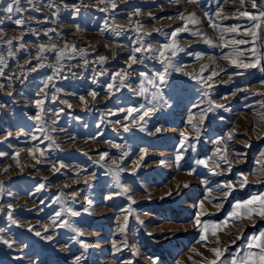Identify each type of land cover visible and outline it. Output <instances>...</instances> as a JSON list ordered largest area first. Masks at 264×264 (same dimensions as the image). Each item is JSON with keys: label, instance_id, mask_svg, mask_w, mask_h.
Instances as JSON below:
<instances>
[{"label": "rangeland", "instance_id": "374dc122", "mask_svg": "<svg viewBox=\"0 0 264 264\" xmlns=\"http://www.w3.org/2000/svg\"><path fill=\"white\" fill-rule=\"evenodd\" d=\"M12 2L0 0V264H210L214 248L230 264L258 252L247 245L264 218L229 214L264 196V72L232 61L255 49L264 66V21L250 18L264 0H19L9 14ZM191 14L197 23L181 19Z\"/></svg>", "mask_w": 264, "mask_h": 264}, {"label": "snow or ice", "instance_id": "6c2138e0", "mask_svg": "<svg viewBox=\"0 0 264 264\" xmlns=\"http://www.w3.org/2000/svg\"><path fill=\"white\" fill-rule=\"evenodd\" d=\"M100 2H103V0H100ZM241 2L243 3V0H241ZM13 4L17 5V7L15 9L13 7ZM18 4H19V0H13V2L9 3L4 10L7 13H9V14H13L14 12H18V11H20V9L18 7ZM252 6L254 8L256 7V0H252ZM113 7H115L114 4H113ZM242 15L249 16L250 14L248 12H244V13H242ZM9 18H11V17H9ZM250 18L253 19V20H258L259 19L261 21H264V12H261L259 17L251 16ZM181 19H186L190 23H197V20L195 18V14H191L190 16H188L186 18L185 17H181ZM16 23L19 24V23H21V21L17 20ZM255 27L259 28L260 24H256ZM186 30H187V27L185 26L184 28L179 29L177 31H186ZM230 31L235 32V31H238V29L233 28V29H230ZM172 35H173V37H175L176 32H174ZM251 35L253 37H255L256 36V32L253 31L251 33ZM233 43H235V44H243V43H246V41L239 40V41H233ZM225 46L227 47V45H225ZM169 47H172L173 49H175V44H173L171 46L167 45V44L164 45L165 49H168ZM136 51L138 52V51H140V49H136ZM252 52H253V56L256 57L253 62L243 63V62H239L238 60H233L232 63L236 64L238 67H242V68H246V69L247 68H258L261 72H264V66L261 65V58L258 55H256V50L255 49H253ZM161 55H163V52H161ZM104 59H105L104 57H101V60H104ZM131 60H132L133 63H135L136 62V57L132 56ZM129 67H131V65H129ZM165 72H167V69L165 70ZM216 74L217 73L214 72V73H212V76H215ZM212 76H209L207 79H211ZM157 78L159 80L163 81L164 78H165V74L158 73L157 74ZM49 79H51V78H49ZM150 82L155 84V81H150ZM109 87H111V85ZM93 96H95V93H93ZM42 103H43V101H37V105L38 106L40 104H42ZM215 107H223V105H216ZM150 111H152V110L151 109L146 110L144 112V115H148ZM37 119H39V117H37ZM140 119H143V116H141ZM157 131H159V129H157ZM104 155L106 156L107 153H105ZM177 159L179 160V157ZM115 163L116 162L113 161V164H115ZM116 178H117V181H118L119 180V173L116 174ZM247 182H248V178L244 177L243 178V183L246 184ZM185 186H187V185H185ZM41 187H43V186H41ZM225 187L231 188L232 186L231 185H225ZM129 191H130V189H128V188L124 189V193H128ZM129 199H131V197H129ZM133 203H135V201H133ZM201 207H203V206L201 205ZM67 211L72 216H78L80 214L78 212L72 211L71 209H67ZM254 213L259 215V216H261L262 218H264V196H260V197L254 196L250 200L244 202L243 204H237L235 206V210L232 213L229 214V217L230 218H234L236 220H242L244 218L251 219V217H252V215ZM57 216L59 217L60 213H57ZM9 219H11V215L10 214H9ZM13 223H15V221H13ZM141 223H142V221H141ZM228 223H229V220H225L223 222V226L226 227L228 225ZM196 224H197V226H201V220H200L199 216L196 217ZM64 225H66L68 227H72V225L68 224L67 221L64 222ZM64 225H62V226H64ZM126 227H127V220H125V228ZM211 228L213 229L212 235L215 236L217 234L216 230L217 229H221V225H215L214 224V225H211ZM208 229H209V225L207 223L203 224V226L201 227V231L203 233H205V234L201 235V237H200L201 240H206L207 239L206 233H207ZM121 230L123 231V229H121ZM73 231L77 232L78 236L84 235V233L81 232L77 228H73ZM36 235L39 236V235H41V233L37 232ZM46 239H51V237H46ZM3 243L8 244L9 247L12 246L11 242H9L7 240H4ZM83 247L85 249H88V248H91L92 245L88 244V243H84ZM113 247L115 248L116 245L113 244ZM247 247H248V249H252V248L255 247V248L259 249V251L258 252L248 251L241 259L232 260L230 262V264H264V232H261L259 237H256V236L252 237V240L248 243ZM212 251L214 252V254L217 257V259L211 261L210 264H220V257L223 255V251L224 250H222L220 248H214V249H212Z\"/></svg>", "mask_w": 264, "mask_h": 264}, {"label": "bare ground", "instance_id": "6f19581e", "mask_svg": "<svg viewBox=\"0 0 264 264\" xmlns=\"http://www.w3.org/2000/svg\"><path fill=\"white\" fill-rule=\"evenodd\" d=\"M47 23V22H46ZM45 23V24H46ZM50 24V23H49ZM53 24V23H52ZM47 25V24H46ZM53 26V25H52ZM20 27H22V28H25L26 26L25 25H21ZM47 30L50 32V33H53V32H56V30L54 29V28H52L51 26H50V28H47ZM76 36V38H79L80 36H77V35H74L73 37H69V39L70 40H72L74 37ZM87 36V35H86ZM75 38V39H76ZM96 40H97V38H96ZM90 42H88L87 44H89ZM114 46H110V45H107V48L108 49H111V48H113ZM44 53V52H43ZM86 53V52H85ZM69 55H70V53H68ZM17 55H21V53H19V54H17ZM68 55V56H69ZM82 57V56H81ZM110 57H111V59H110ZM110 57H106V56H104V60H101V57H100V59H98V61H95L94 59V61H91L90 59H89V63L88 64H94V65H96V67H100V66H103V65H110V64H113L112 62H116V60H115V58L117 57L116 55H110ZM39 58H40V54H37L35 57H31V58H29L27 61H25V62H23L22 64H20V66L21 67H25L26 65H28V64H30V63H33V62H36V61H39ZM63 57L61 56V55H58V59H62ZM72 58V57H71ZM76 58H74V59H72V60H75ZM83 59V58H82ZM14 60H12L11 62H13ZM58 61V60H57ZM56 61V62H57ZM88 62V61H87ZM18 63H20V62H18ZM83 64V63H82ZM73 67V66H72ZM81 67V65L79 66L78 65V67L77 68H80ZM51 91V90H50ZM40 95H43V94H40ZM60 95H62V94H60ZM49 105V107L50 106H55V103H50V104H48ZM45 106L43 105L42 107H40V108H42V109H45L44 108ZM52 107H50L51 109H53ZM54 111L56 110L55 108L53 109ZM52 110V111H53ZM55 114V113H54ZM57 115H59V116H61L62 118H59V119H57L58 120V123H62L63 122V120H64V117H63V112H59ZM20 118V117H19ZM23 119V118H22ZM34 123H35V125H36V127L38 128H42L43 127V124L41 123V120H40V118L39 119H35V121H34ZM42 138H45L42 134H41V131L39 132V134L38 135H36V136H32V139H37V140H40V139H42ZM47 138V137H46Z\"/></svg>", "mask_w": 264, "mask_h": 264}]
</instances>
